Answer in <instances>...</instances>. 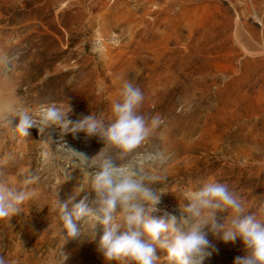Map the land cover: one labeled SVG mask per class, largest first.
I'll return each mask as SVG.
<instances>
[{
  "label": "rangeland",
  "instance_id": "obj_1",
  "mask_svg": "<svg viewBox=\"0 0 264 264\" xmlns=\"http://www.w3.org/2000/svg\"><path fill=\"white\" fill-rule=\"evenodd\" d=\"M0 57L8 60L0 64L2 170L16 186L39 177L23 210L0 219L7 264H62L60 252L64 264H121L99 250L101 225L95 236L86 224L80 240L67 239L56 209L70 197L92 205L95 163L54 141L61 127H33L25 137L12 117L29 109L38 120L54 103L70 121L93 113L108 123L125 80L143 92L138 114L161 124L117 163L163 178L152 185L157 215L179 217L188 194L209 180L234 189L248 211L264 203V0H0ZM63 142L89 158L104 147L84 132ZM205 231L215 250L204 264L246 255L239 238L225 243ZM156 254L169 264L166 251Z\"/></svg>",
  "mask_w": 264,
  "mask_h": 264
},
{
  "label": "clouds",
  "instance_id": "obj_2",
  "mask_svg": "<svg viewBox=\"0 0 264 264\" xmlns=\"http://www.w3.org/2000/svg\"><path fill=\"white\" fill-rule=\"evenodd\" d=\"M6 57H0V64L7 65ZM144 95L138 86L125 80L120 98L111 104L112 118L105 123L103 115L84 116L73 122L68 114L56 104L41 108L37 120L31 110L20 109L14 117L18 123L12 126L15 133L27 137L33 127H61L57 144L67 152H75L88 164L95 163L97 170L90 174L88 183L94 189L96 198L89 206L85 200L74 203V197L65 202L57 200L56 209L67 239L80 240L84 225L103 227L98 247L104 258L121 264H158L157 249L166 251L169 264H204L212 255L214 246L207 238V232L218 236L225 243H235L239 238L246 255L236 257L234 264H264V203L256 211H248L244 199L227 184L214 180L204 182L191 191L181 205L178 217L158 209L161 195L152 187L162 177L118 164L144 144L161 124L160 117L150 119L138 114ZM84 132L88 137H98L104 147L92 157L76 151L63 142L67 133L76 135ZM42 143V153L47 160L48 138ZM115 148L116 156L108 155L106 149ZM7 159V158H5ZM0 161V219L10 218L23 210V205L33 199L36 190L30 186L39 177L25 175L16 186L2 170ZM71 206V207H70ZM227 213V216H218ZM95 236V232H94ZM62 264L68 255L60 252ZM0 264H7L0 255Z\"/></svg>",
  "mask_w": 264,
  "mask_h": 264
}]
</instances>
